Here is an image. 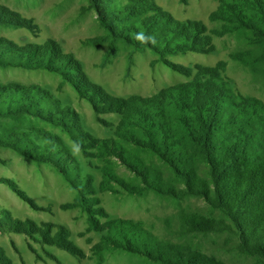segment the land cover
Here are the masks:
<instances>
[{
    "label": "rangeland",
    "instance_id": "1",
    "mask_svg": "<svg viewBox=\"0 0 264 264\" xmlns=\"http://www.w3.org/2000/svg\"><path fill=\"white\" fill-rule=\"evenodd\" d=\"M107 6L113 17L103 21L88 0H0V86L37 101L0 116V137L18 133L0 142V264H168L152 257L169 243L254 264L223 249V235L181 227V211L207 214L202 200L144 188L118 157L124 150L180 185L115 136V110L140 107L199 70L264 103V45L227 20L220 0Z\"/></svg>",
    "mask_w": 264,
    "mask_h": 264
},
{
    "label": "trees",
    "instance_id": "2",
    "mask_svg": "<svg viewBox=\"0 0 264 264\" xmlns=\"http://www.w3.org/2000/svg\"><path fill=\"white\" fill-rule=\"evenodd\" d=\"M108 1L88 0L103 21L113 17ZM220 1L229 22L251 30L264 45V0ZM35 95L0 86V116L29 111L37 105ZM127 103L136 105L135 100ZM139 103L115 110L121 116L115 136L152 154L180 186L169 182L158 166L132 159L125 150L118 156L123 164L146 190L203 201L207 214H178L186 232L223 235L220 246L227 252L264 264V103L234 93L205 70ZM11 135L0 142L11 143ZM127 244L137 250L136 243ZM154 253L153 259L168 264H229L185 243H169Z\"/></svg>",
    "mask_w": 264,
    "mask_h": 264
},
{
    "label": "clouds",
    "instance_id": "3",
    "mask_svg": "<svg viewBox=\"0 0 264 264\" xmlns=\"http://www.w3.org/2000/svg\"><path fill=\"white\" fill-rule=\"evenodd\" d=\"M137 39L143 41V40L146 39V37L144 36L143 33H138V34H137ZM147 39H152V38H151V37H147Z\"/></svg>",
    "mask_w": 264,
    "mask_h": 264
}]
</instances>
